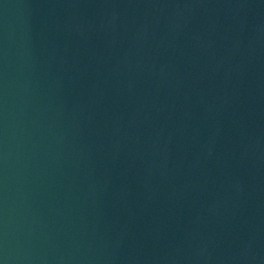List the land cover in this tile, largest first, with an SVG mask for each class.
<instances>
[{
	"label": "water",
	"instance_id": "obj_1",
	"mask_svg": "<svg viewBox=\"0 0 264 264\" xmlns=\"http://www.w3.org/2000/svg\"><path fill=\"white\" fill-rule=\"evenodd\" d=\"M0 264H264V0H0Z\"/></svg>",
	"mask_w": 264,
	"mask_h": 264
}]
</instances>
